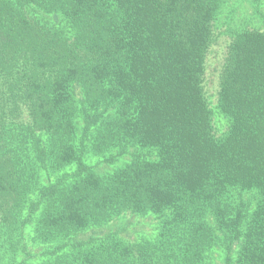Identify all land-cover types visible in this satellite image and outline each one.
Masks as SVG:
<instances>
[{
  "label": "trees",
  "instance_id": "1",
  "mask_svg": "<svg viewBox=\"0 0 264 264\" xmlns=\"http://www.w3.org/2000/svg\"><path fill=\"white\" fill-rule=\"evenodd\" d=\"M226 3L0 0L11 264H264V27L228 31L211 105ZM129 216L156 227L131 233Z\"/></svg>",
  "mask_w": 264,
  "mask_h": 264
},
{
  "label": "rangeland",
  "instance_id": "2",
  "mask_svg": "<svg viewBox=\"0 0 264 264\" xmlns=\"http://www.w3.org/2000/svg\"><path fill=\"white\" fill-rule=\"evenodd\" d=\"M251 24L258 27H264V0H227V3L222 9V13L219 17L217 25L219 28L216 30L219 34L217 41L210 48L207 59H206V73L204 87L206 95L211 102V105L216 104L217 92L219 89L220 73L224 63L227 46L230 40L229 30L231 28L238 27L242 22H246L248 19ZM216 125L220 130L225 128L226 118L223 115L216 113ZM94 159V158H93ZM156 221L154 217H142V216H129L120 222L121 226H127L131 233L138 232H149L152 228L156 227ZM32 231V226L27 228V232ZM18 234L11 236L13 242L9 238V235L0 236L1 252H0V264H11L13 261V249L12 247H18L17 249L22 250L23 244H19L20 241L17 238ZM2 241V242H1ZM16 244H15V243ZM24 243V242H23ZM27 247H31L30 251L33 255L37 254L42 247H49L48 244L42 242H34L31 237H27ZM4 246L10 249H5ZM20 257L23 258L25 255L21 252ZM20 258V259H21ZM37 257L34 258V261ZM219 258L215 259V264ZM31 264L34 262L31 260ZM220 262L218 261V264Z\"/></svg>",
  "mask_w": 264,
  "mask_h": 264
}]
</instances>
